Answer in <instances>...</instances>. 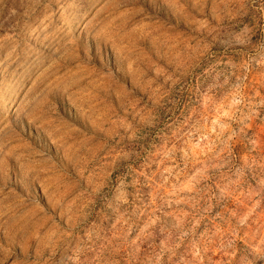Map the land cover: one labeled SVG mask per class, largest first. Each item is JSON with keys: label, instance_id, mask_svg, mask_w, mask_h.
Returning <instances> with one entry per match:
<instances>
[{"label": "rangeland", "instance_id": "obj_1", "mask_svg": "<svg viewBox=\"0 0 264 264\" xmlns=\"http://www.w3.org/2000/svg\"><path fill=\"white\" fill-rule=\"evenodd\" d=\"M0 264H264V0H0Z\"/></svg>", "mask_w": 264, "mask_h": 264}]
</instances>
